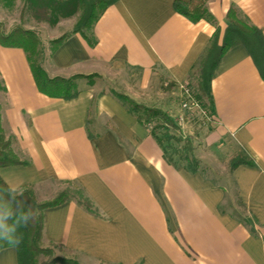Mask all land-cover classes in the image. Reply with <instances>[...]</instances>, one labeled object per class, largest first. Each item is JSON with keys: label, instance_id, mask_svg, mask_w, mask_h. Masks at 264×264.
Here are the masks:
<instances>
[{"label": "crops", "instance_id": "1", "mask_svg": "<svg viewBox=\"0 0 264 264\" xmlns=\"http://www.w3.org/2000/svg\"><path fill=\"white\" fill-rule=\"evenodd\" d=\"M174 1L114 0L93 22L91 44L73 33L55 47L43 63L49 77L96 79L71 99L40 92L24 51L0 45V121L23 162L0 167V178L44 202L76 184L94 212L70 198L45 207L41 243L80 264H264V80L247 49L230 47L210 80L212 137L241 152L221 183L176 166L122 93L99 87L117 66L137 72L139 91L194 85L230 5L264 37V0H207L214 23L189 20ZM0 264H18L14 246L0 249Z\"/></svg>", "mask_w": 264, "mask_h": 264}, {"label": "trees", "instance_id": "2", "mask_svg": "<svg viewBox=\"0 0 264 264\" xmlns=\"http://www.w3.org/2000/svg\"><path fill=\"white\" fill-rule=\"evenodd\" d=\"M80 0H25V7L31 9H50L51 13L57 11L63 15L66 9L75 10ZM82 10L80 16L73 26L71 32L53 41L57 47L67 36L73 33H79L88 43H92L91 29L93 22L97 19L101 11L114 0H81ZM207 0H189L183 2L175 0L173 8L180 14L186 16L191 21H197L204 18L212 23L214 19L205 7ZM56 13V14H58ZM227 25L220 42H218L217 31L211 38L210 45L203 58L201 66L198 68V80L195 84L197 91L196 99L204 107L206 104L212 109L213 101L210 91V80L213 71L220 57L232 46L243 45L256 65L260 76L264 80V37L261 31L254 25L250 24L241 14L240 10L230 5L226 12ZM37 38L31 30L22 27L13 28L7 32L1 29L0 25V45L4 47L21 48L28 60L30 71L36 85V88L48 97L71 99L79 93L76 83L78 75L71 77L54 76L49 77L43 68L41 58L35 60L32 58ZM186 86V84H184ZM120 98L128 102L134 111L143 113L139 117L140 122L146 126L155 118L162 119L167 125L175 127L174 122L161 109L147 107L135 103L132 99L117 94ZM204 101H207L204 102ZM191 148L189 147V150ZM190 169L196 171L199 167V161L190 155L187 157ZM18 156L11 147V140L4 139L2 136V127L0 125V167L22 164ZM85 196V195H84ZM66 193L60 192L54 199L45 202L36 201L32 190L23 187L18 191L10 189L0 178V204H6L14 214L19 215L22 212L31 211L32 218L27 226H20L17 235L20 240L18 244L10 245L0 241V249L6 246H14L17 251L18 264H33L34 257L39 254L50 255L48 247L40 246L42 235V210L45 207L56 205L64 200L69 199ZM83 207L93 213V208L85 196ZM15 220V216L13 217ZM12 221H10L11 223ZM59 247L56 244H48ZM48 261L42 264H80L73 256H49Z\"/></svg>", "mask_w": 264, "mask_h": 264}, {"label": "rangeland", "instance_id": "3", "mask_svg": "<svg viewBox=\"0 0 264 264\" xmlns=\"http://www.w3.org/2000/svg\"><path fill=\"white\" fill-rule=\"evenodd\" d=\"M81 10V0L75 10L66 9L63 15L57 11L51 13L50 9L25 7V0H0V25L5 32L16 27L31 30L37 38L32 58L35 60L41 58L44 63L55 48L53 41L71 32ZM136 75L137 72L133 69L117 66L108 69L100 76L98 84L101 89L115 87L119 93L130 94L136 102L145 106L164 109L165 113L174 122L175 127L167 125L160 118L153 119L146 127L160 140L166 157L176 166L190 167L187 157L190 155L196 156L200 159L198 165L206 176L216 183L226 181L229 170L239 158L241 152L229 139H213L214 122L209 112V106L206 104L203 107L196 99L195 84L197 80L194 81V85L186 84L185 87L188 93H185L179 86H173L167 81L163 84H156L153 88L139 91L135 80ZM198 78L199 76L196 74V79ZM93 79V77L76 79L77 88L81 89L91 81L96 80ZM190 100L195 101L197 105L183 106L184 102L189 104ZM204 102L207 103V101ZM2 106L3 93L0 92V111ZM142 115L143 113L140 112L138 116L142 117ZM0 125L3 138L10 139L11 147L13 150L16 149L14 140L1 121ZM59 192L66 193L70 199L81 204L85 202L84 194L74 183L63 184ZM59 192L57 195H59ZM33 194L36 201L44 202L38 194L34 192ZM230 205L241 212L239 214H243L241 207L233 196L230 197ZM40 246L48 247L50 255L37 254L34 257L33 264H42L48 261L49 256L70 255L61 247L50 246L41 242Z\"/></svg>", "mask_w": 264, "mask_h": 264}, {"label": "clouds", "instance_id": "4", "mask_svg": "<svg viewBox=\"0 0 264 264\" xmlns=\"http://www.w3.org/2000/svg\"><path fill=\"white\" fill-rule=\"evenodd\" d=\"M14 191L15 189H13ZM14 216L15 220H13ZM31 218V211L16 215L6 204H0V241H4L10 245L18 244L20 240L17 235L18 228L20 226H27ZM10 221L12 222L10 223Z\"/></svg>", "mask_w": 264, "mask_h": 264}, {"label": "built area", "instance_id": "5", "mask_svg": "<svg viewBox=\"0 0 264 264\" xmlns=\"http://www.w3.org/2000/svg\"><path fill=\"white\" fill-rule=\"evenodd\" d=\"M179 87H180L182 90H184L185 93H188V91L186 90V87H185L184 84H181ZM188 97H189V95H188ZM188 105H190V106H196L197 104H196V102L193 101V100H190V101H189V104H187L186 102L183 103V106H188Z\"/></svg>", "mask_w": 264, "mask_h": 264}]
</instances>
